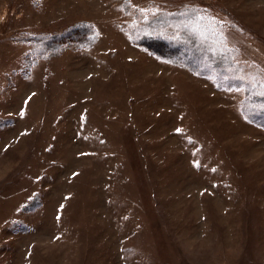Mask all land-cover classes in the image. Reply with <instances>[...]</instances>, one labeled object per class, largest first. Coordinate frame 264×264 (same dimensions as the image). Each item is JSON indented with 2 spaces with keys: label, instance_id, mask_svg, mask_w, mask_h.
I'll return each instance as SVG.
<instances>
[{
  "label": "rangeland",
  "instance_id": "374dc122",
  "mask_svg": "<svg viewBox=\"0 0 264 264\" xmlns=\"http://www.w3.org/2000/svg\"><path fill=\"white\" fill-rule=\"evenodd\" d=\"M184 7L264 79V0H0V264H264V125L243 90L124 31Z\"/></svg>",
  "mask_w": 264,
  "mask_h": 264
},
{
  "label": "trees",
  "instance_id": "16d2710c",
  "mask_svg": "<svg viewBox=\"0 0 264 264\" xmlns=\"http://www.w3.org/2000/svg\"><path fill=\"white\" fill-rule=\"evenodd\" d=\"M219 29L218 22L198 7L138 10L124 26L130 41L155 57L199 76H213L217 88L243 90L241 113L251 123L264 125L259 116L264 113L262 72L238 63L237 52L224 42ZM83 30L74 26L65 32L64 37L85 42ZM43 38L51 40L48 36L36 39L43 41ZM31 50L39 53L36 45Z\"/></svg>",
  "mask_w": 264,
  "mask_h": 264
},
{
  "label": "snow or ice",
  "instance_id": "6c2138e0",
  "mask_svg": "<svg viewBox=\"0 0 264 264\" xmlns=\"http://www.w3.org/2000/svg\"><path fill=\"white\" fill-rule=\"evenodd\" d=\"M143 11V10H142ZM177 131H180L179 129H177Z\"/></svg>",
  "mask_w": 264,
  "mask_h": 264
}]
</instances>
